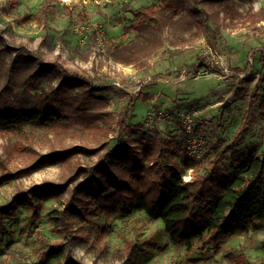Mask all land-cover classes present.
Here are the masks:
<instances>
[{
  "label": "rangeland",
  "instance_id": "obj_1",
  "mask_svg": "<svg viewBox=\"0 0 264 264\" xmlns=\"http://www.w3.org/2000/svg\"><path fill=\"white\" fill-rule=\"evenodd\" d=\"M16 2L13 5L11 0H0V34L9 49V60L32 51L48 63L57 62L70 71L81 72L96 87L95 96L106 99V110L119 119L128 110L131 97L136 94L146 96L145 100L140 98L129 108L126 121L129 135L140 139L144 134L160 133L167 140L184 144L181 114L196 111L192 124L197 140L195 150L200 153L196 159L201 170L209 166L226 143L232 142L242 127L247 130L240 146L242 152L264 157V21L257 26L223 25L216 33L215 46L204 34L191 43L174 46L170 43L173 36L166 33L164 46L143 67L138 63H118L107 49L111 44L136 42L137 12L152 5L162 8L164 0ZM253 6L259 11L264 7V0H253ZM238 7L246 12L249 5L239 4ZM216 53L223 56L232 72L236 75L245 73L246 78L221 75L216 59H212ZM235 88L244 89L247 98L236 100L233 96ZM254 95L256 98L251 102ZM226 101L230 102L228 107L223 106ZM117 136L113 133L107 138L91 134L59 138L39 131L24 140L0 132V154L9 160L12 171L64 149L102 148L96 154L79 153L69 164L49 165L0 186V205L34 186L55 183L66 187L61 200H45L43 216L33 226L29 224L31 212L23 206L5 218L0 264H35L42 255L41 245L45 240L62 245L83 264H131L129 259L117 255L128 239L150 240L161 245L150 247L142 257V264H245L242 261L246 259L264 264V231L234 236L223 242L217 252L214 249L207 252L188 250L172 242L164 223L153 220L144 211L126 218H112V231L105 240L109 252L105 255L101 250H91L77 239L81 235L79 224H75L70 233L54 231L56 225L51 221V213L64 209L73 188L81 180H71L76 167L95 164L107 149L114 146ZM17 142L27 151L13 157L7 150ZM189 155H193L192 152L179 157L181 167ZM224 158L231 162L229 154ZM184 175L186 181H191L192 169L187 168ZM104 219L103 216L96 218L97 222ZM164 245L169 248L163 249ZM62 260L60 256L49 264H58Z\"/></svg>",
  "mask_w": 264,
  "mask_h": 264
},
{
  "label": "trees",
  "instance_id": "obj_2",
  "mask_svg": "<svg viewBox=\"0 0 264 264\" xmlns=\"http://www.w3.org/2000/svg\"><path fill=\"white\" fill-rule=\"evenodd\" d=\"M11 1L17 4L16 0ZM164 3L162 8L152 5L137 12L136 42L111 44L107 49L111 58L121 64L138 63L144 67L164 46V35H172L170 43L178 46L204 34L215 46L216 33L223 25L257 26L264 21V7L255 11L253 0H164ZM239 4H248L249 8L243 12ZM176 13L182 14L176 17ZM9 57L5 38L0 34V132L24 140L39 131L59 138L85 134L107 138L118 134L114 146L95 164L76 167L71 180H81L64 209L51 213L54 231L70 233L79 224L81 235L77 239L91 250H101L102 255L109 252L105 240L112 231V218H126L139 211L153 220H161L171 241L188 250L217 252L223 242L234 236L264 231V157L242 152L245 127L224 145L207 168L201 170L197 159L190 155L181 167L179 157L189 152L185 129L184 144L167 140L160 133L144 134L140 139L128 134L129 108L146 96L131 97L128 110L119 119L106 110V99L95 96L96 87L81 72L70 71L57 62L48 63L32 51L11 60ZM247 95L241 88H235L233 93L236 100H245ZM255 98L256 95L252 96L251 102ZM100 150L64 149L41 156L16 171L10 169L9 160L0 154V186L49 165L69 164L79 153L93 155ZM7 151L15 157L14 154L23 155L27 149L17 142ZM227 154L230 163L225 161ZM187 168L192 169L191 181L184 178ZM65 191V186L45 183L0 205V251L6 217L23 206L31 212L29 224L33 226L43 216L45 200H61ZM97 216H103L104 221L97 222ZM152 246L161 245L128 239L117 255L129 259L131 264H142V257ZM41 249L42 255L35 264H49L60 256L63 260L58 264H83L57 243L45 240ZM242 262L256 264L247 259Z\"/></svg>",
  "mask_w": 264,
  "mask_h": 264
},
{
  "label": "built area",
  "instance_id": "obj_3",
  "mask_svg": "<svg viewBox=\"0 0 264 264\" xmlns=\"http://www.w3.org/2000/svg\"><path fill=\"white\" fill-rule=\"evenodd\" d=\"M212 59H216V64L219 66V73L221 75H225L227 77H233L234 75H236L234 72H232L228 66V64L226 63L225 59L223 58V56H221L220 54L216 53L213 54ZM202 62V61H201ZM201 64V63H200ZM199 64V65H200ZM203 73H208V71H204ZM238 77H240L241 79H245L246 78V74H239L236 75ZM196 111H193L192 113H182L181 116L183 118V122H184V129L185 131L188 133L189 135V139H188V150L190 152H192L193 155H191L192 157L197 158L199 156L200 153H197V151L195 150V146L197 145V140L196 137L193 135V116L196 114Z\"/></svg>",
  "mask_w": 264,
  "mask_h": 264
},
{
  "label": "water",
  "instance_id": "obj_4",
  "mask_svg": "<svg viewBox=\"0 0 264 264\" xmlns=\"http://www.w3.org/2000/svg\"><path fill=\"white\" fill-rule=\"evenodd\" d=\"M229 105H230V102H229V101H226V102L223 104L224 107H228Z\"/></svg>",
  "mask_w": 264,
  "mask_h": 264
}]
</instances>
